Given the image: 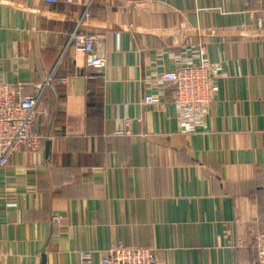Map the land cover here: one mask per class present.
<instances>
[{
	"label": "crops",
	"instance_id": "obj_1",
	"mask_svg": "<svg viewBox=\"0 0 264 264\" xmlns=\"http://www.w3.org/2000/svg\"><path fill=\"white\" fill-rule=\"evenodd\" d=\"M87 4L80 30L101 70L64 50ZM257 18L258 0H0V81L29 95L53 68L66 78L38 106L39 152L19 146L0 168L2 264H80L85 251L101 264L117 243L151 248L159 264H253L264 231ZM200 46L219 89L188 134L158 77L198 64ZM147 93L164 106H145Z\"/></svg>",
	"mask_w": 264,
	"mask_h": 264
},
{
	"label": "built area",
	"instance_id": "obj_2",
	"mask_svg": "<svg viewBox=\"0 0 264 264\" xmlns=\"http://www.w3.org/2000/svg\"><path fill=\"white\" fill-rule=\"evenodd\" d=\"M54 3L55 0H45ZM257 1V0H256ZM264 12V0H258ZM76 20L74 29L67 35L64 50L83 53L89 68L101 70L104 59L94 52L95 38L80 30L84 20L90 18V5ZM264 27V18H257L256 28ZM205 50L199 48L200 62L194 65L179 66L171 71L163 72L158 82L165 89H169L172 106L180 116L181 129L185 133H194L197 123L207 117V111L213 97L217 94L219 66L208 65L205 60ZM66 78L56 76L55 68L51 69L47 77L39 84H33V93L23 95V84L20 82L0 81V168L9 164L19 146H25L28 151L39 152L46 135L37 127L44 111L38 110L40 101L52 84H65ZM163 99L152 93H147L143 104L164 106ZM129 126V121H125ZM125 134H129L126 130ZM118 134H123L118 132ZM253 248V264H264V231L256 233L251 239ZM242 244H238L241 246ZM92 255L85 251L79 254L80 264H92ZM3 257L0 254V264ZM101 264H159L153 249L128 247L121 243L111 244L103 252Z\"/></svg>",
	"mask_w": 264,
	"mask_h": 264
}]
</instances>
